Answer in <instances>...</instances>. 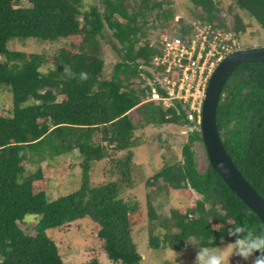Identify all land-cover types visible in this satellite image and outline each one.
Returning <instances> with one entry per match:
<instances>
[{
    "label": "trees",
    "instance_id": "obj_1",
    "mask_svg": "<svg viewBox=\"0 0 264 264\" xmlns=\"http://www.w3.org/2000/svg\"><path fill=\"white\" fill-rule=\"evenodd\" d=\"M191 3L197 19L230 30L236 39L247 25L233 7L264 30V0H231L227 11L223 0ZM101 4L102 10L97 5L85 8L84 0H0V95L11 98L10 107L0 104V264H65L50 233L83 219L94 223L97 249L108 260L140 264L133 231L158 216L150 202L144 210L135 199L123 197L136 181L134 110L145 125L192 127L182 145V161L164 165L146 181L153 190L183 197V206L171 211L170 222L178 232L150 234L151 248L181 250L189 238L197 246L228 244L234 240L227 234L234 223L264 234L260 218L211 167L204 146L198 160L194 144H204L197 116L188 117L189 106L177 99L163 106L167 92L160 85L161 104L147 98L151 87L140 88L141 75L151 76L145 69L161 53L160 37L155 43L148 38V20L153 17L164 33H175V9L158 0ZM106 25L120 58L109 76L101 42ZM189 30L182 21L177 32L185 37ZM28 39L56 47L52 52L10 48L11 41L28 44ZM44 64L48 69H42ZM82 72L87 79L80 78ZM216 123L234 164L264 198V63H244L233 71L217 106ZM71 153L80 161V185L48 201L49 178L41 164ZM105 159V179L91 184L92 164ZM29 164L36 168L30 170ZM192 190L201 197L190 205ZM28 215L37 220L32 233L23 228ZM85 264L100 263L92 259Z\"/></svg>",
    "mask_w": 264,
    "mask_h": 264
},
{
    "label": "rangeland",
    "instance_id": "obj_2",
    "mask_svg": "<svg viewBox=\"0 0 264 264\" xmlns=\"http://www.w3.org/2000/svg\"><path fill=\"white\" fill-rule=\"evenodd\" d=\"M140 1L142 0H135V2ZM148 1L154 2L157 0ZM158 1L164 2V8L170 5L171 8L175 9L176 18L179 20L177 26L182 23V21L192 23L198 20V11L193 7L191 0ZM223 1L225 3L224 8L227 11L231 0ZM89 5H97L100 10H102L103 7L101 0H84V7L88 8ZM233 12L238 13L247 25L246 31L240 34L239 39H235L237 44L236 49L246 48V46H264V30L245 13H242L234 7ZM229 20H232V16L228 14L226 21L229 22ZM160 26V23L158 24L153 17L148 20V25L145 28L148 33V38L152 43L157 42V38L159 37L172 34L171 31L169 33H164ZM178 29L179 27H177L176 31H178ZM103 36L101 42L105 59V74L109 76L114 64L119 61L120 58L113 48V45H116L117 41L115 38L111 37V32L108 30L107 25L104 28ZM143 41L144 40H142L141 43ZM27 42L28 44L13 40L9 45L12 49L36 52L44 50L52 52L56 47L35 39H28ZM48 67V64H44L42 69L46 70ZM145 70L151 76L149 77L145 74L141 75L142 83L140 84V88L146 89V87H151L154 89L156 84H159L155 79L156 75L154 70L152 68L149 69V67ZM151 93H153V91H151ZM192 93L195 92L192 91ZM1 95V107H10L11 98H8L9 96L5 92ZM147 98L153 99L152 96H148ZM154 102L161 104L160 99ZM162 105L165 106V104ZM131 116L133 121L137 124L134 137L136 146L132 148L134 154L132 171L136 181L133 188H129L124 192L123 197L129 200L135 199L144 210L148 209V203L150 202L158 216V218L152 219L151 221L147 218L148 220L133 231V241L141 257L140 264H194L197 254V249L195 248V246H197L196 239L189 238L186 240L182 244L181 250H172L168 248L154 249L149 246L148 241L150 234L159 236L165 231H169L172 234L178 232V229L173 227L172 222H170L171 211L183 206V197L178 195L168 196L164 191L153 190V185H148L146 182L148 178L152 177L164 165L182 161V145L186 142L188 133L191 131L192 127L186 128L177 125L154 124L145 125L144 122H141V116L135 110L132 112ZM203 146L201 142H196L194 144L195 153L200 163L201 157L204 155ZM79 162L75 153L56 156L53 159H47L42 162L41 167L43 168V172L49 178V186L46 190L48 201L71 193L79 187L81 180ZM106 163L107 160L105 159L101 162H94L92 164L89 173L91 184H100L105 179V172L103 170L105 169ZM30 165L31 164H29V166ZM35 168V165L34 167H29L30 170H34ZM155 187L158 188L157 183ZM191 193L192 198H188V204L192 203L194 199L201 197L193 190ZM25 219L26 221L23 224V228H25L27 232L32 233L37 220L33 215H28ZM93 225L94 223L90 220L83 219L69 226L58 228L50 233L51 237L60 248V255L63 257L65 264H85L92 259H96L100 264H119L108 260L105 254L97 249V242L95 240L96 232ZM226 245L227 243H223L218 247L223 248ZM255 259L256 257L254 254L247 261L232 255L229 258V264H253Z\"/></svg>",
    "mask_w": 264,
    "mask_h": 264
},
{
    "label": "built area",
    "instance_id": "obj_3",
    "mask_svg": "<svg viewBox=\"0 0 264 264\" xmlns=\"http://www.w3.org/2000/svg\"><path fill=\"white\" fill-rule=\"evenodd\" d=\"M187 25L190 30L185 37L182 34L160 37L161 53L152 59L150 68L167 92L164 104L170 105L173 99L182 101L189 106V119L196 115L199 123L208 78L215 65L237 44L230 31L216 28L206 20L198 19ZM152 91V97L159 99L157 88Z\"/></svg>",
    "mask_w": 264,
    "mask_h": 264
},
{
    "label": "water",
    "instance_id": "obj_4",
    "mask_svg": "<svg viewBox=\"0 0 264 264\" xmlns=\"http://www.w3.org/2000/svg\"><path fill=\"white\" fill-rule=\"evenodd\" d=\"M244 63H264V46L234 50L215 65L205 88L200 131L211 167L264 224V198L250 185L234 164L222 143L216 123L217 106L224 85L233 71Z\"/></svg>",
    "mask_w": 264,
    "mask_h": 264
},
{
    "label": "clouds",
    "instance_id": "obj_5",
    "mask_svg": "<svg viewBox=\"0 0 264 264\" xmlns=\"http://www.w3.org/2000/svg\"><path fill=\"white\" fill-rule=\"evenodd\" d=\"M178 21H179L178 18L175 17V22ZM184 22L186 25L187 22L186 21ZM177 27H179L180 29V24ZM171 33L181 34L180 32L177 31L175 33L173 32ZM140 44L142 45V43ZM64 72L69 77L73 76V73L69 68H65ZM80 78L87 79V74L83 72L80 73ZM157 85L160 84H156L155 87H157ZM159 99H160V95H159ZM159 99L153 98V100H159ZM200 122H201V115H200ZM217 231L220 230L217 229ZM227 234L229 237L234 238V240L231 243H228L223 248L215 247V246L207 247L203 245L195 246V248L197 249V254L195 257L194 264H229V258L232 255L238 256L243 260L247 261L256 252L261 253V255L256 257V259L253 261V264H264V234L256 235L252 230L248 228L247 225L236 224V223H234L232 226L228 228ZM221 243H223V238L221 239Z\"/></svg>",
    "mask_w": 264,
    "mask_h": 264
}]
</instances>
